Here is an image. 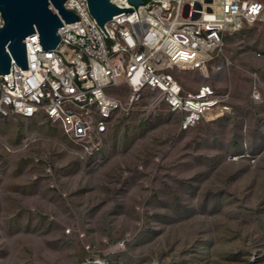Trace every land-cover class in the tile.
Instances as JSON below:
<instances>
[{
	"label": "rangeland",
	"instance_id": "1",
	"mask_svg": "<svg viewBox=\"0 0 264 264\" xmlns=\"http://www.w3.org/2000/svg\"><path fill=\"white\" fill-rule=\"evenodd\" d=\"M224 54L232 114L181 131L146 92L95 157L46 118L0 116V264H264V23Z\"/></svg>",
	"mask_w": 264,
	"mask_h": 264
},
{
	"label": "built area",
	"instance_id": "2",
	"mask_svg": "<svg viewBox=\"0 0 264 264\" xmlns=\"http://www.w3.org/2000/svg\"><path fill=\"white\" fill-rule=\"evenodd\" d=\"M135 12L110 20L104 30L88 0H67L80 21L59 29L60 43L42 50L39 33L26 39L28 70L12 60L0 75V116L46 118L59 125L84 157H95L130 106L150 92L180 118V130L213 123L233 112L231 94H219L231 62L225 39L264 23L260 0H109ZM0 13V28L4 25ZM108 34H107V33ZM110 37H109V36ZM195 73L185 84L183 75ZM254 103L262 81L251 74ZM194 84L192 89L188 85ZM129 92V103L120 95Z\"/></svg>",
	"mask_w": 264,
	"mask_h": 264
},
{
	"label": "water",
	"instance_id": "3",
	"mask_svg": "<svg viewBox=\"0 0 264 264\" xmlns=\"http://www.w3.org/2000/svg\"><path fill=\"white\" fill-rule=\"evenodd\" d=\"M66 1L0 0V13L5 22L0 28V75L10 73L12 60L22 70H28L27 37L39 33L42 50H52L59 45L61 39L59 29L66 24L80 21L74 12L66 10L64 6ZM88 2L92 16L103 29L108 21L135 12L133 9H120L109 0ZM130 3L137 8L138 5L146 4L144 0H130ZM245 264L257 263L251 259Z\"/></svg>",
	"mask_w": 264,
	"mask_h": 264
},
{
	"label": "bare ground",
	"instance_id": "4",
	"mask_svg": "<svg viewBox=\"0 0 264 264\" xmlns=\"http://www.w3.org/2000/svg\"><path fill=\"white\" fill-rule=\"evenodd\" d=\"M156 264V263H155Z\"/></svg>",
	"mask_w": 264,
	"mask_h": 264
}]
</instances>
